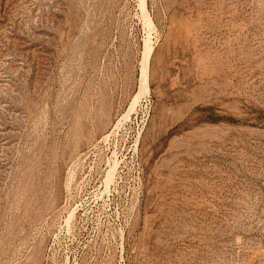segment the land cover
Segmentation results:
<instances>
[{
    "label": "rangeland",
    "instance_id": "rangeland-1",
    "mask_svg": "<svg viewBox=\"0 0 264 264\" xmlns=\"http://www.w3.org/2000/svg\"><path fill=\"white\" fill-rule=\"evenodd\" d=\"M0 264H264V0H0Z\"/></svg>",
    "mask_w": 264,
    "mask_h": 264
},
{
    "label": "bare ground",
    "instance_id": "bare-ground-1",
    "mask_svg": "<svg viewBox=\"0 0 264 264\" xmlns=\"http://www.w3.org/2000/svg\"><path fill=\"white\" fill-rule=\"evenodd\" d=\"M144 77V76H143ZM145 77L143 78V81H144Z\"/></svg>",
    "mask_w": 264,
    "mask_h": 264
}]
</instances>
